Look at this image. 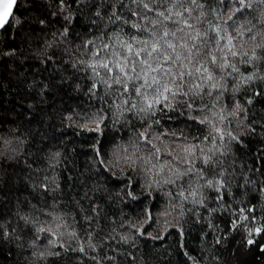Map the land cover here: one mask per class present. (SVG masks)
Returning a JSON list of instances; mask_svg holds the SVG:
<instances>
[{
	"label": "snow or ice",
	"instance_id": "1",
	"mask_svg": "<svg viewBox=\"0 0 264 264\" xmlns=\"http://www.w3.org/2000/svg\"><path fill=\"white\" fill-rule=\"evenodd\" d=\"M12 87L21 110L0 122L26 131L0 136L9 255L264 256V0H0Z\"/></svg>",
	"mask_w": 264,
	"mask_h": 264
},
{
	"label": "trees",
	"instance_id": "2",
	"mask_svg": "<svg viewBox=\"0 0 264 264\" xmlns=\"http://www.w3.org/2000/svg\"><path fill=\"white\" fill-rule=\"evenodd\" d=\"M17 89L12 87L8 91H0V101L3 102L4 110H0V116H11L13 115L10 110L14 105L16 106V110L20 111L19 101L21 97L14 96ZM57 128H59V124H56ZM10 129L17 131L18 133L26 131L24 128L14 129L13 125L10 123H2L0 122V136H9L11 135ZM68 138L71 137V133L69 132ZM72 147V145H69ZM9 246L4 245L0 247V264H29L28 262V253L21 254L19 250L14 251L9 255ZM247 264H264V256L261 255L259 250L254 249V254H250L246 257ZM43 264H72L71 260L64 256H55L50 257L47 261L43 262Z\"/></svg>",
	"mask_w": 264,
	"mask_h": 264
}]
</instances>
